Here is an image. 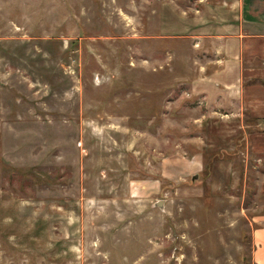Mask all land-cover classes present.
Returning a JSON list of instances; mask_svg holds the SVG:
<instances>
[{
  "label": "rangeland",
  "instance_id": "1",
  "mask_svg": "<svg viewBox=\"0 0 264 264\" xmlns=\"http://www.w3.org/2000/svg\"><path fill=\"white\" fill-rule=\"evenodd\" d=\"M228 3L0 0V264H252L264 128L196 87Z\"/></svg>",
  "mask_w": 264,
  "mask_h": 264
},
{
  "label": "crops",
  "instance_id": "2",
  "mask_svg": "<svg viewBox=\"0 0 264 264\" xmlns=\"http://www.w3.org/2000/svg\"><path fill=\"white\" fill-rule=\"evenodd\" d=\"M227 1L228 7L208 12L212 20L202 21L195 32L198 43L201 37L213 43L196 87L208 103L248 111L264 128V17L253 0ZM259 223L253 229L252 264H264V216Z\"/></svg>",
  "mask_w": 264,
  "mask_h": 264
},
{
  "label": "water",
  "instance_id": "3",
  "mask_svg": "<svg viewBox=\"0 0 264 264\" xmlns=\"http://www.w3.org/2000/svg\"><path fill=\"white\" fill-rule=\"evenodd\" d=\"M195 176H197V174H195Z\"/></svg>",
  "mask_w": 264,
  "mask_h": 264
}]
</instances>
